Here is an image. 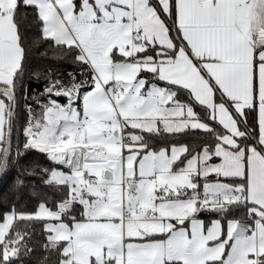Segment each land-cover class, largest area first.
<instances>
[{
    "label": "snow or ice",
    "instance_id": "obj_1",
    "mask_svg": "<svg viewBox=\"0 0 264 264\" xmlns=\"http://www.w3.org/2000/svg\"><path fill=\"white\" fill-rule=\"evenodd\" d=\"M25 10L39 28L31 45ZM41 41L74 53L81 70L67 79L29 72ZM30 79L45 81L43 91ZM19 98L28 120L17 162L46 153L69 171L40 167L45 183L68 191L55 211L40 203L5 215L0 264L31 251L18 221L43 222L42 247L56 264H264V0H0V173L12 162ZM247 111L257 112L258 131ZM186 130L211 144L195 154L153 150L143 135ZM75 204L82 219L71 215ZM236 210L243 215L226 231L220 219L205 229L197 218Z\"/></svg>",
    "mask_w": 264,
    "mask_h": 264
},
{
    "label": "trees",
    "instance_id": "obj_2",
    "mask_svg": "<svg viewBox=\"0 0 264 264\" xmlns=\"http://www.w3.org/2000/svg\"><path fill=\"white\" fill-rule=\"evenodd\" d=\"M27 18L22 21V30L26 33V39L31 45L33 39H38L39 28L32 18L31 10H25ZM175 34V33H173ZM42 53H47L42 55ZM29 72L43 71L44 69L54 70L60 74L63 78L67 79V73H78L82 66L74 61V53L65 52L61 53L59 49L50 45L47 41H41L38 47L30 48L29 56ZM86 76L78 77V79H86ZM45 81H36L30 79L27 82V87L33 91H43V84ZM161 83V82H160ZM164 85V82L161 83ZM181 93L188 99L186 90H181ZM56 99V98H55ZM59 103H66L65 98L56 99ZM7 103V101H6ZM32 103L39 114L40 109ZM197 112L204 115L202 107L195 105ZM247 126L249 130L256 129L257 125V112L247 111ZM28 112L25 106V100L19 98L16 105V114L14 118V131H13V156L11 157V164L8 167L5 175L0 181V222L4 220L5 215L15 209L16 212L32 213L37 211L40 203H45L52 210H57V205L67 195V187H60L55 185H48L45 180L47 175L40 172V167L55 169L57 165L53 163L46 153H40L37 150H29L19 158L17 162L14 155L16 145L19 144L22 148L23 143L26 140L24 134V128L27 126ZM211 126L216 128L217 131L222 130V126H219L216 122H210ZM148 141L150 147L153 150H159L161 148L170 149L173 146L187 145L189 150L195 154L201 150L205 142L211 144L212 137L208 136L201 130H187L184 133L169 134L162 132L159 135L143 134ZM255 135V133H254ZM190 158V157H189ZM183 159V157H181ZM37 165L39 167H37ZM35 174H30V173ZM17 181H22V184H17ZM76 209L73 208L71 215L75 214ZM243 215L242 210H236L231 215L222 217L220 214L212 211L200 212L197 217L204 219L206 222L212 219H221L227 221L233 218H239ZM81 216H77L79 219ZM67 220V218H66ZM15 227L21 231H27L28 237H26L27 247L31 251L21 250L18 258H13L11 264H56V255L45 252L42 247L46 243V235L44 231V224L40 221H18ZM45 257H48V261L45 262Z\"/></svg>",
    "mask_w": 264,
    "mask_h": 264
},
{
    "label": "crops",
    "instance_id": "obj_3",
    "mask_svg": "<svg viewBox=\"0 0 264 264\" xmlns=\"http://www.w3.org/2000/svg\"><path fill=\"white\" fill-rule=\"evenodd\" d=\"M151 54V53H150ZM151 75L152 74H150V73H141V76H143V77H146V78H149V79H151ZM157 83H159V85L160 86H165V85H163V84H161V83H163V82H157ZM180 97H181V99L183 100V101H187V99L185 98V96L182 94V93H180ZM53 99H55L54 97H53ZM66 99V103H67V98H65ZM65 104V103H64ZM80 106H82V101H81V103H80ZM194 107H195V110L197 111V108H196V106L194 105ZM202 107V106H201ZM199 113V112H198ZM201 114V113H200ZM160 127H162V125H160ZM242 127V130H243V126H241ZM133 134H141L140 133V131L139 130H130ZM187 131V130H186ZM185 131V132H186ZM167 133V132H166ZM181 133H184V132H181ZM143 134H148V133H143ZM169 134H172V133H169ZM128 135V131H126L125 132V136H127ZM153 135H155V134H153ZM177 147H179V146H177ZM172 148V147H171ZM170 148V149H171ZM213 162H219L218 160H214ZM57 165V164H56ZM59 165H57V167H58ZM61 167V166H60ZM67 170H69V169H67ZM217 178L213 175V176H210V177H208V182H215V180H216ZM199 183L201 184V189L203 190V187H202V185L205 183V179L203 178V177H200L199 178ZM75 207V209H76V212H75V214H73L74 216H81L80 214H81V212H82V206L81 205H79V204H75V205H73V208ZM50 208V207H49ZM51 209V208H50ZM38 210V209H37ZM198 219H200V220H202L204 223H205V225H206V228H209V227H211V226H208L207 224H206V221L204 220V219H202V218H199V217H197ZM79 219H82V217H80ZM78 219V220H79ZM231 220V219H230ZM65 222H68L67 220H66V218H65ZM225 231L227 230V224H225V227L223 228Z\"/></svg>",
    "mask_w": 264,
    "mask_h": 264
},
{
    "label": "rangeland",
    "instance_id": "obj_4",
    "mask_svg": "<svg viewBox=\"0 0 264 264\" xmlns=\"http://www.w3.org/2000/svg\"><path fill=\"white\" fill-rule=\"evenodd\" d=\"M126 154H127V153H126ZM55 169L60 170V171H65V172H68V171H69V170H67V169H65V168H63V167H60V166L56 167ZM200 191H201V193L203 192L202 189H200ZM54 211H55V210H54ZM8 213H10V212H8ZM8 213H7V214H8ZM214 220H217V219H212L211 221L206 222V224H207L208 226H211V222L214 221ZM220 220H221V219H220ZM227 221H228V220H227ZM227 221H222V220H221V224H222V227H223V228L225 227V224H227ZM3 222H4V220H3L2 222H0V223H3ZM185 226H188V227L190 228V224H189L188 221H185ZM204 226H205V229H207L205 223H204Z\"/></svg>",
    "mask_w": 264,
    "mask_h": 264
},
{
    "label": "water",
    "instance_id": "obj_5",
    "mask_svg": "<svg viewBox=\"0 0 264 264\" xmlns=\"http://www.w3.org/2000/svg\"><path fill=\"white\" fill-rule=\"evenodd\" d=\"M54 98L58 99V98H66V97H54ZM13 131H14V125H13ZM12 139H13V133H12ZM57 165H59V164H57ZM59 166L65 168V169H68V167H67L66 165H59ZM7 169H8V168H7ZM6 171H7V170H6ZM6 171L0 173V181H1V179L3 178V176L5 175Z\"/></svg>",
    "mask_w": 264,
    "mask_h": 264
},
{
    "label": "built area",
    "instance_id": "obj_6",
    "mask_svg": "<svg viewBox=\"0 0 264 264\" xmlns=\"http://www.w3.org/2000/svg\"><path fill=\"white\" fill-rule=\"evenodd\" d=\"M80 103H81V101H78L77 102V106H80ZM49 159V158H48ZM53 162V161H52ZM53 163H55V162H53ZM56 164V163H55Z\"/></svg>",
    "mask_w": 264,
    "mask_h": 264
}]
</instances>
